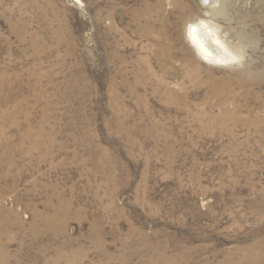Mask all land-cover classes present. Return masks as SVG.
<instances>
[{"label": "rangeland", "instance_id": "1", "mask_svg": "<svg viewBox=\"0 0 264 264\" xmlns=\"http://www.w3.org/2000/svg\"><path fill=\"white\" fill-rule=\"evenodd\" d=\"M211 1L0 0V264H264V0Z\"/></svg>", "mask_w": 264, "mask_h": 264}, {"label": "bare ground", "instance_id": "2", "mask_svg": "<svg viewBox=\"0 0 264 264\" xmlns=\"http://www.w3.org/2000/svg\"><path fill=\"white\" fill-rule=\"evenodd\" d=\"M221 1L223 0H212L208 6L214 7L213 4H217L218 2L220 3ZM215 31L216 30H214L213 27L205 21L193 24L189 28L190 40L192 45L203 58L212 61H225L229 58V55L227 54L226 47L219 39L217 32Z\"/></svg>", "mask_w": 264, "mask_h": 264}]
</instances>
